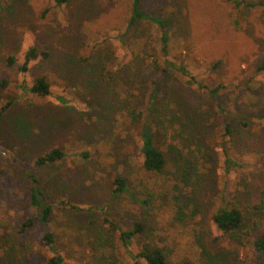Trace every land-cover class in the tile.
<instances>
[{
  "label": "rangeland",
  "instance_id": "obj_1",
  "mask_svg": "<svg viewBox=\"0 0 264 264\" xmlns=\"http://www.w3.org/2000/svg\"><path fill=\"white\" fill-rule=\"evenodd\" d=\"M142 6L170 17L177 63L198 70L206 83L238 84L217 99L174 72L164 74L157 31L131 22V0H0V110L9 105L0 116V264H48L56 254L70 264H134L142 246L161 248L169 264H264L254 246L264 216L253 222L264 197V6ZM33 44L48 56L25 73L20 67ZM41 76L50 83L48 96L26 89ZM155 79L164 89L151 97ZM218 102L232 115V141L223 136ZM144 125L167 160L161 173L142 166ZM55 147L63 159L35 166ZM33 166L49 199L77 206L54 209L52 248L29 198L26 172ZM118 174L130 189L114 197ZM223 207L240 208L252 226L217 231L212 216ZM135 221L145 231L128 250L119 228Z\"/></svg>",
  "mask_w": 264,
  "mask_h": 264
},
{
  "label": "trees",
  "instance_id": "obj_2",
  "mask_svg": "<svg viewBox=\"0 0 264 264\" xmlns=\"http://www.w3.org/2000/svg\"><path fill=\"white\" fill-rule=\"evenodd\" d=\"M67 0H56L57 5H62ZM132 1V18L131 22L134 21H146L156 29L158 34V42L160 43V51L162 53V59L160 67L164 74L174 72L181 80L187 85H190L199 90L209 93L211 96L219 99L221 90L225 89L229 85L238 84L237 82H224L220 81L216 84H209L200 80L198 77L200 72L193 69L186 62L177 63L174 58L170 57V41L172 37V26L171 19L169 16L147 11L142 6V0H131ZM236 7H257L264 6V0H229ZM48 52L41 49L38 45H31L24 55V61L21 65V70L27 73L30 69V63L39 58H46ZM17 61L15 57L8 59V62L13 64ZM219 62L215 61L212 68H217ZM259 71L264 70V63L258 68ZM210 69H203L204 72H209ZM153 89L151 97L159 96L163 89L164 83L162 79H155L152 81ZM26 89L32 94L40 96H48L51 94L50 83L48 80L41 76L37 78L30 87ZM11 104V103H10ZM3 107L0 110V116L7 112V107ZM10 108V107H9ZM218 113L223 121V136L226 141H232L233 138V126H232V115L229 109L218 102ZM142 146H141V157L142 166L145 171L149 173H161L167 164L164 153L155 145L154 135L148 129L147 125L141 132ZM228 152V151H227ZM226 152V153H227ZM227 155H229L227 153ZM65 157V153L60 148H53L46 151L44 154L39 155L34 159L35 166H45L52 164ZM227 167L233 162L231 158L227 159ZM30 182V202L39 210V218L44 225V240L51 247L53 240V232L48 229V223L51 219L55 208H76V204L66 198L61 199H49L40 176L36 173V169L30 168L26 172ZM130 184L129 179L123 175L118 174L113 180L112 195L119 197L126 192H129ZM141 203H150V199L143 198L140 200ZM256 211L253 217L254 224H258V220L264 216V197L261 198L258 204H256ZM108 221V219H107ZM33 220L26 222L29 225ZM110 223V222H109ZM212 224L217 231L221 233H238L240 230H244L252 226V219H247L244 212L238 207H223L219 209L212 216ZM133 227L128 229L119 228L120 240L124 247L130 250L131 246L134 245L136 237L145 231V226L135 221ZM247 232V231H246ZM239 235L235 237L238 238ZM242 236V235H241ZM254 246L258 254L259 259L264 255V231L255 240ZM134 264H169L165 252L158 247L142 246L140 251L132 255ZM258 259V260H259ZM258 263V262H257ZM48 264H70L66 263L60 255H54L48 260Z\"/></svg>",
  "mask_w": 264,
  "mask_h": 264
}]
</instances>
